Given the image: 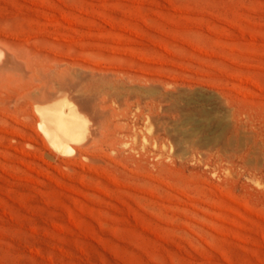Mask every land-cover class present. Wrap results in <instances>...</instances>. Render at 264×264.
<instances>
[{
    "label": "rangeland",
    "instance_id": "374dc122",
    "mask_svg": "<svg viewBox=\"0 0 264 264\" xmlns=\"http://www.w3.org/2000/svg\"><path fill=\"white\" fill-rule=\"evenodd\" d=\"M0 49V264H264V0H0Z\"/></svg>",
    "mask_w": 264,
    "mask_h": 264
},
{
    "label": "bare ground",
    "instance_id": "6f19581e",
    "mask_svg": "<svg viewBox=\"0 0 264 264\" xmlns=\"http://www.w3.org/2000/svg\"><path fill=\"white\" fill-rule=\"evenodd\" d=\"M4 55L5 53L0 49V61L3 59ZM49 78H51V76ZM34 104L35 107L33 106V108L35 110V120L39 128V135H41L46 142L48 141L56 151L75 155L76 150L71 144H83L86 141L85 138L86 135H88L87 131L90 129L89 118L87 119L73 102L62 95L61 97H56L55 99L50 100L48 103L42 104L36 101ZM53 156L54 154L52 151H44V157L49 159ZM67 163H69V161Z\"/></svg>",
    "mask_w": 264,
    "mask_h": 264
}]
</instances>
